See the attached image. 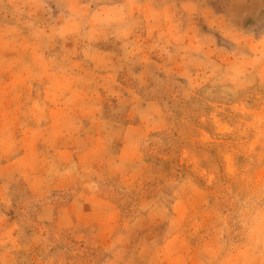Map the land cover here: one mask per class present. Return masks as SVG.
<instances>
[{
  "label": "rangeland",
  "instance_id": "obj_1",
  "mask_svg": "<svg viewBox=\"0 0 264 264\" xmlns=\"http://www.w3.org/2000/svg\"><path fill=\"white\" fill-rule=\"evenodd\" d=\"M241 3L0 0V163L30 145L81 178L8 183L18 264H264V0ZM88 178L106 225L34 222Z\"/></svg>",
  "mask_w": 264,
  "mask_h": 264
},
{
  "label": "crops",
  "instance_id": "obj_2",
  "mask_svg": "<svg viewBox=\"0 0 264 264\" xmlns=\"http://www.w3.org/2000/svg\"><path fill=\"white\" fill-rule=\"evenodd\" d=\"M242 7L251 8L260 3L261 0H250L249 4H245V0ZM252 7V8H253ZM240 30L241 26H238ZM20 142V140H19ZM24 142V141H23ZM29 143V142H27ZM30 145L21 148V152L16 159H14L12 165H6L0 163V202L6 201L8 191V183L23 179L27 185V191L31 197H44L48 193L64 192L65 190L74 189L80 183V177L76 174L62 175L56 179H50L44 176L43 172H32L36 164L34 155L36 156V147L31 150ZM63 153L70 152L69 150L62 151ZM99 179V178H98ZM58 181L61 185L59 186ZM92 184V186H91ZM93 186L97 188L100 186V181H93L88 178L85 188L90 192L93 191ZM2 191V193H1ZM115 204L107 198H102L96 193L89 194L78 191L75 196L66 204H56L55 202H48L42 205V209H37L34 215V222L54 224L58 229H70L77 227L78 225H87L92 223L106 225L113 216V208ZM108 221V222H107ZM33 222V221H31ZM0 264H18L17 263V249L22 247L20 236L17 233V225L28 227L29 220L25 219L22 215L15 217H4L0 220ZM14 227L16 228L14 230ZM86 237V236H85ZM84 239V236H81Z\"/></svg>",
  "mask_w": 264,
  "mask_h": 264
}]
</instances>
